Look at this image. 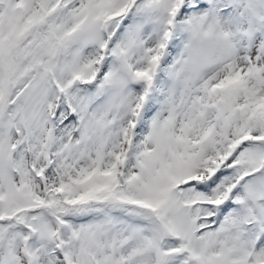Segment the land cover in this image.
Segmentation results:
<instances>
[{"label": "snow or ice", "instance_id": "obj_1", "mask_svg": "<svg viewBox=\"0 0 264 264\" xmlns=\"http://www.w3.org/2000/svg\"><path fill=\"white\" fill-rule=\"evenodd\" d=\"M0 264H264V0H0Z\"/></svg>", "mask_w": 264, "mask_h": 264}]
</instances>
